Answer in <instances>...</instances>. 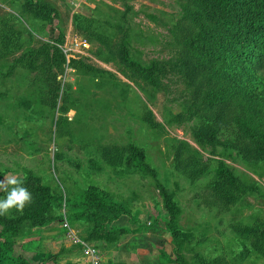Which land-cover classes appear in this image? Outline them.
I'll use <instances>...</instances> for the list:
<instances>
[{
	"label": "rangeland",
	"instance_id": "1",
	"mask_svg": "<svg viewBox=\"0 0 264 264\" xmlns=\"http://www.w3.org/2000/svg\"><path fill=\"white\" fill-rule=\"evenodd\" d=\"M2 1L10 12L0 8V18L11 12L18 18L22 16L21 26L29 31V36H25L21 48L0 46V180L12 175L24 178L28 173L63 201L94 185L116 201H127L138 221L148 225L163 213L155 180L150 175L124 173L106 164L113 157V147L134 143L144 149L148 166L156 171L157 182L163 183L179 204L177 225L194 236L180 246L185 264H203L202 258L207 264L212 259H219L220 264H264V244L252 246L229 230V225L236 222L244 225L252 220H264V166L251 170L222 158L239 179L254 183L257 191L249 192L227 208L209 203L202 182L190 186L171 171V146L177 142L186 144L203 159L220 158L209 155L207 148H201L193 140L189 132L191 122H179L176 117L184 109L188 94L181 80L170 72L167 61L175 49L166 32L180 18L183 0H40L57 12L51 24L32 19L29 13L21 15L20 0H14V5L12 0ZM76 13H94L117 22L125 34L131 58L141 65L156 63L160 70L158 86H145L142 80L133 83L128 72L124 71L126 75L121 72L123 68L119 64L103 61L105 55L103 51L98 55L101 50L98 42L74 29L72 19ZM117 40L116 37L113 42ZM81 42L87 48H80ZM43 45L72 49V58L114 76L121 85L114 89V78L106 75L94 78L91 72L83 75L68 68L58 72L53 63L48 65L43 61L42 55L33 57V68L17 61L25 50L36 51ZM51 52L48 49L49 55ZM55 84L59 90L53 104L49 102ZM129 88L137 99L129 94ZM129 96L135 104L131 102L127 110L120 101ZM251 103L243 100L244 105ZM143 107L159 127L150 129L141 122L146 111ZM242 112L245 118L240 116L241 123L256 131L264 130L262 113L249 119V110L243 107ZM214 146L216 150L220 148L219 144ZM67 213L62 204L58 210H51L49 216L65 218ZM63 220L41 228L29 223L22 226L16 244L30 264H78L79 255L61 229ZM126 220L121 219L116 225L134 229L135 225H129ZM69 228L77 237L84 238L87 225L75 221ZM131 234L134 233L120 238ZM135 234L148 239L167 235L152 225ZM100 255L103 264L104 253L101 251Z\"/></svg>",
	"mask_w": 264,
	"mask_h": 264
},
{
	"label": "trees",
	"instance_id": "2",
	"mask_svg": "<svg viewBox=\"0 0 264 264\" xmlns=\"http://www.w3.org/2000/svg\"><path fill=\"white\" fill-rule=\"evenodd\" d=\"M11 4L14 5L15 1L12 0ZM19 8L21 15L29 13L32 19L44 24H51L57 17L56 10L40 0H20ZM15 15L11 12L0 18V46L3 48H21L26 41L25 36H29V31L21 26L22 16L18 18ZM72 25L78 33L97 41L101 47L98 55L102 51L105 55L102 56L103 61L119 64L123 68L121 72L124 75L128 72L133 83L142 80L145 86H158L160 70L156 63L141 65L131 58L125 34L117 22L94 13H76ZM166 33L175 49L174 55L167 61L170 72L181 80L188 94L187 101L183 103L184 109L176 114L177 120L191 122L189 132L193 140L201 148H207L209 155L220 157L218 160L203 159L186 144L177 142L171 146V171L178 173L190 186L202 182L209 203L223 208L232 207L244 195L257 191L254 183L239 179L222 158L236 161L251 170L258 165L264 166V130L256 131L239 120L240 116L245 118L243 107L249 110V119L259 113L264 117V0H183L180 18L171 24ZM116 37L117 42H113ZM55 42H58L57 38ZM48 49L52 50L50 55ZM39 55L43 56L46 64L53 63L58 72L68 68L83 75L91 72L94 78L102 75L114 78L79 59L64 57L53 45H43L36 51L25 50L17 61L33 68V57ZM40 66L43 71L44 64ZM120 85L114 78L113 88ZM58 90L59 85L55 84L49 103L52 101L54 104ZM130 92L137 99L131 89ZM122 93L123 90L120 97ZM131 96L122 97L120 103L124 109L129 110L131 102L135 104ZM243 100L252 103L244 105ZM141 122L150 129L159 127L152 121L147 109ZM222 138L224 140H218ZM214 143L220 145L218 150ZM106 164L124 173H137L142 177L150 175L155 180L163 213L145 225L138 221L137 214L130 210L127 201H116L97 186H87L63 201L48 186L26 173L23 179L32 193V203L26 205L23 212L15 210L8 216L0 215V264H30L16 244L24 224L41 228L62 219L69 225L75 221L86 224L85 236L81 239L98 249L99 253L115 249L122 235L155 226L168 235L169 244L161 240L151 244L150 263L185 264L179 252L180 246L190 242L194 236L190 230L177 225L179 204L166 186L157 182L156 171L148 166L144 149L134 143L121 148L113 147V157L106 160ZM5 195L0 190V199ZM62 204L68 211L66 217L59 215L51 218L50 211L58 210ZM125 218L129 225H135L134 229L116 225ZM229 230L233 236L246 239L252 246L258 244L262 247L264 244V220H252L244 225L236 222L229 225ZM72 249L80 256L78 246L72 245ZM219 261L208 260L210 264H220ZM200 262L207 264L203 258Z\"/></svg>",
	"mask_w": 264,
	"mask_h": 264
},
{
	"label": "crops",
	"instance_id": "3",
	"mask_svg": "<svg viewBox=\"0 0 264 264\" xmlns=\"http://www.w3.org/2000/svg\"><path fill=\"white\" fill-rule=\"evenodd\" d=\"M0 8L7 10L4 6V3L0 4ZM7 11L10 12L9 10ZM141 231L144 232L145 230H141ZM141 231L138 233H141ZM153 231L155 232V230ZM135 233L126 237L119 238L120 239L119 243L117 244L115 249L107 250L106 254L105 252H103L104 253L103 264H151L150 263L151 254H152L151 244H154L156 241L159 240H161L165 244H169V238L166 234H165L166 238L163 236L159 238L158 236L148 239L146 236H143L142 234L138 235Z\"/></svg>",
	"mask_w": 264,
	"mask_h": 264
},
{
	"label": "clouds",
	"instance_id": "4",
	"mask_svg": "<svg viewBox=\"0 0 264 264\" xmlns=\"http://www.w3.org/2000/svg\"><path fill=\"white\" fill-rule=\"evenodd\" d=\"M0 190L6 194L0 199V215L9 213L13 208L23 212L25 206L32 203V193L22 177L12 175L0 180Z\"/></svg>",
	"mask_w": 264,
	"mask_h": 264
},
{
	"label": "built area",
	"instance_id": "5",
	"mask_svg": "<svg viewBox=\"0 0 264 264\" xmlns=\"http://www.w3.org/2000/svg\"><path fill=\"white\" fill-rule=\"evenodd\" d=\"M82 1V0H77ZM80 48L84 49L87 48V45L85 42H81L78 44ZM60 51L64 55V57H71V53L73 50L68 49L65 47H59ZM72 50V51H71ZM61 229L66 233V237L69 239V242L73 246H78L80 256L78 264H101V255L99 253V250L93 247L91 244H88L84 242L81 238L77 237L74 232L69 228L66 221H62L60 224Z\"/></svg>",
	"mask_w": 264,
	"mask_h": 264
}]
</instances>
